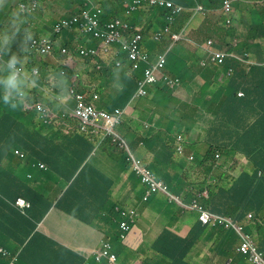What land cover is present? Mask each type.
Instances as JSON below:
<instances>
[{
  "label": "trees",
  "instance_id": "1",
  "mask_svg": "<svg viewBox=\"0 0 264 264\" xmlns=\"http://www.w3.org/2000/svg\"><path fill=\"white\" fill-rule=\"evenodd\" d=\"M91 1L101 7L103 11L101 18L105 23L123 13L127 0ZM173 1L183 5L187 10L200 4L210 11L206 16L208 19L216 18L217 15L226 25L221 12L224 0ZM1 2L0 51L3 53L5 61L11 64L15 57V63L24 65L30 73L35 67L42 69L41 75L34 79L18 78L23 81L19 86V92L8 89L4 82L12 75L9 68L4 66L0 72L2 80L0 85V239L2 237V245L12 253H19L18 264H90L86 251L82 258L70 247H94L102 237L108 238L104 228L118 226L116 212L118 202L113 196L116 180L98 167L99 159L94 157L93 153L95 151L99 155L108 154L111 158L125 164L124 156L118 147L112 144L110 138H105L97 148L101 137L81 133L79 123L75 118L63 119L53 126H45L41 123L34 106L37 103H50L48 96L41 88L49 89L47 83L52 78L63 79L65 87L73 86L79 91H85L80 80L74 77L73 69L66 66L69 65L70 53L76 46L75 39L79 34L74 33L71 40L65 44L68 47L67 55L61 53L59 57L54 55L42 57L38 54H31L28 49L30 38L26 32L16 34L11 29H5V23L12 24L18 21L16 20L18 15L21 16L18 12L19 6L14 5L13 0H1ZM69 7L68 5L61 8L68 9ZM50 13L51 8L38 6V16L35 17L34 25L41 26L44 23V28L49 25L50 28L47 31H51L52 21L47 18ZM166 14L164 9L155 8L143 2L129 18V24L134 28V31L128 32L127 35L141 33L144 37V48L153 58L168 45L167 42L162 44L161 41L155 42L152 39V34L161 31L165 26ZM182 14L177 18L178 27L175 28L176 30L180 29L179 26L182 24L187 23L192 15L189 12ZM58 16L53 15V18L56 19ZM243 26L241 25L239 29ZM258 30L259 26L254 27L253 31L251 27L248 34L245 35L239 51H244L250 46L257 38ZM226 31L229 37H234L237 28H228ZM210 33L212 30L207 32L198 30L193 32L190 37L199 41L197 35L206 39ZM73 39L74 41H72ZM198 54V51L193 48L188 49L184 44L173 47L170 57L188 65V69L185 67V71L180 72L183 78L186 74L190 76L189 69L197 64ZM178 66L180 65L178 64ZM63 70L67 71L64 75L62 74ZM220 71L225 73L222 69ZM214 72H217V69ZM123 77L120 97L128 101L136 92L139 77L128 71ZM244 78V75L239 74L238 78L230 77L229 80L233 81V86H241L244 85ZM86 91L99 96L97 101L99 108L108 109L103 102L104 93L101 87H89ZM20 92L26 93L25 98L16 99ZM150 93L153 94L155 102H163L168 91L165 86L157 85L150 90ZM6 95L11 97L7 104H5ZM117 102L118 98L116 97L113 105H116ZM13 104H16V108H13ZM192 111L191 107L187 112L190 115L186 117L183 113V132L187 130V123L195 124V119L191 115ZM259 117L260 121L257 122L255 129L260 128L254 133L257 140L259 139L258 143L264 147V99L259 106ZM133 124L134 121L127 115L124 123L118 126V131L121 135L126 136L132 131ZM166 132L169 134L170 130L168 129ZM249 133L248 131L247 134ZM161 134L162 131L157 133V135ZM151 138L150 135L148 139ZM236 148L242 150L241 143ZM16 150L27 153L32 162H39V165H43L44 168L37 170L22 165V161L15 155ZM211 152L212 147L209 146L208 153L204 158L202 154L195 156L194 161L181 168L180 174L173 178L168 176L166 181L170 189L174 192H185V185L189 184L187 187L193 186L199 190L207 188L209 194L213 195L212 192L216 186L212 185V180L208 177L210 170L205 167L206 161L212 159ZM30 173L35 176L33 180H29L27 177ZM242 179L245 180V177ZM262 179H264V175ZM56 190H59V193L53 197L52 191ZM20 197L32 204V207L25 213L15 207V202ZM186 201L187 203L191 202L190 200ZM205 206L209 209L211 207L207 201H205ZM166 213L172 217H179L182 213L192 212H187L182 207L175 205H167ZM243 217L244 215L241 214L236 219L241 221ZM258 217L261 221L254 220L251 223L254 230L258 229L263 222V217L259 214ZM201 227L199 228L200 232L194 231L185 237H180L170 230H164L153 248L160 252L164 258L171 260V264H189L186 262V258L195 243L200 240L203 230ZM213 230L220 238L225 237L228 242L229 249H225L224 257L227 259L237 257L238 252L236 253L233 248L238 241L234 235L228 234V231L221 227L213 228ZM245 231L250 233L252 228H247ZM4 261L7 260L0 256V264ZM102 261L101 263L92 261L91 264H118V262H109L106 260V256L102 258ZM245 261V256L239 257L235 264H246Z\"/></svg>",
  "mask_w": 264,
  "mask_h": 264
},
{
  "label": "clouds",
  "instance_id": "2",
  "mask_svg": "<svg viewBox=\"0 0 264 264\" xmlns=\"http://www.w3.org/2000/svg\"><path fill=\"white\" fill-rule=\"evenodd\" d=\"M45 1V3H44ZM241 0H224L221 8V12L223 13V18L225 20L226 25L222 22V20L216 15V18L208 19L206 16L209 14L210 11H207L202 5L197 4L194 8L187 10L183 5L177 3L173 0H142L139 5L136 6L134 10H131V6L134 5V0H127L124 5V11L121 13L119 17L113 18L105 23L102 22L101 16L103 15V11L99 5L93 4L91 0H82V6L81 11L78 14H72V15H65L61 17L59 20H57L54 25L51 28V31L44 30L42 35L32 37L28 41V49L31 54H38L42 57H47L49 55H54L56 57H59V55L62 53L64 55L68 54V47H66V43L71 40V36L74 33H78L79 35L75 39L76 46L71 50L70 53V60L69 65H66L67 67L73 69V75L76 79H78V67L77 65L75 67L74 63L72 62L73 59L81 58L84 59L85 62H89V64L92 66L93 74L88 71V75L91 74L92 78V85L89 87H101L104 98H106V102L108 104L106 110H103L98 107L97 101L99 99V96L97 94H90L88 91H86L89 87H84L85 91H79L73 86H69L67 88V95L69 98L73 101L72 105L69 103H65L62 101H59L61 104L60 110H54L51 107L48 106V103H37L34 108L38 113L39 119L41 123L45 126H53L57 122L68 119V118H75L77 119L80 127L81 133L91 134V135H98L100 136V140L97 143V148L100 146V144L103 142L105 138H110L112 140V144L117 146L119 151H121L122 155L124 156L125 164L122 162L115 160L111 158L108 154L99 155L94 151L93 155L94 157H97L99 159L98 164L101 162V158L109 157L112 160H114L120 167L121 171L125 174H127L128 179L131 181L133 180V177H135L139 184L144 187V193L142 196V202L150 205V203L156 199L157 196L162 195L165 197V201L163 199V207L162 204H160L161 211L166 213V206L167 205H175L177 207H182L187 212L196 213L198 219L200 222V214L195 211L193 207L194 201H198L207 211H211L209 208L205 206V201L209 199V192L207 188L203 190H199L193 186L187 187L189 184L185 185V192H174L170 189L168 182L166 181V178L169 176L167 175L165 178L160 176V162L155 161L153 164H150L148 161H146L144 158H140L135 151L132 148L131 142L129 140L128 135L133 134L135 130V124L137 121L135 118H132L131 115L134 111V104L138 100H143V103H145V99H152L153 100V94L150 93V90L157 85H163L168 91V94L165 96V99L163 102L159 101L157 103L161 104H167L168 101L171 98V94L177 92L179 89L183 88L184 86H189L190 82L197 76V68H199L202 72V78L204 79V85L205 89L202 91V94L207 91L210 84L217 79L218 82L221 84H224L225 81L229 80L230 77H235V75L242 74L244 75V85H234L235 88L239 87V91L233 92V96L236 97H244L245 92V84H247L249 77L245 71H252V74L256 73L257 71H263L264 72V62H258L253 58V51H256L259 49V47L256 46V42L264 38V0H256L255 3L257 6H259L261 9L259 10V14L263 16L261 18V21L258 23H251V17L248 10H244L241 6L237 7V10H235V5L240 2ZM143 2H146L147 4L155 7V8H161L166 11V17H165V26L161 31H156L152 34V39L155 42L161 41L167 42L168 45L162 50L160 53H158L154 58L152 55L144 48V37L141 33L136 32L132 36H128L127 33L134 31V28L129 24V18L132 16L134 12H136L139 7L142 5ZM14 5L19 6L18 12L21 14L20 18L25 19L26 17L30 16V18H34L38 16L37 14H34L37 12L38 6H46L50 5V0H20L14 2ZM230 5V9H226V5ZM0 5H2V2L0 0ZM21 5L26 6V10L24 12L20 11ZM86 9H93L94 12H97L100 10V13L98 15V19L100 22V28H105L107 23L114 22L116 20H120L124 27L120 29V38L117 42L112 43L109 45L106 49L103 47V40L100 38H97L93 33H86L82 32L80 29V26L78 24H73L68 28H64L59 32L55 31L56 25L60 23L63 20H71L74 17H77L81 15L83 10ZM192 13L190 20L182 24L180 29L176 30L175 28L178 27L177 18L182 13ZM182 14V15H183ZM235 15H237L235 17ZM62 16V15H60ZM25 17V18H24ZM199 19V24L195 28H191V24L196 20ZM18 20V19H16ZM250 24V28H253L256 26H259L258 35L257 38L250 44V46L244 50L239 51V47L242 43V41L245 38V35L240 37L238 35L239 33V27L241 25ZM12 24L8 25L10 27ZM36 28V25L31 26V28ZM235 27L237 28V32L235 33L234 37H229L227 35L228 28ZM27 28V25L21 30L20 32H23V29ZM226 29V30H225ZM204 31L207 32L209 30H212V33L208 35V37L205 39L204 37H200L197 35L199 41H196L190 37V35L195 31ZM18 31V32H19ZM19 32V33H20ZM249 32V31H248ZM66 33H69L67 36L68 41L64 42V45L62 47H57L56 42L58 41H65V37H63ZM63 34V35H62ZM248 34V33H247ZM61 35L60 37H57ZM139 37V39L136 41L137 46V57H132V50H133V44L134 41ZM42 38H47L50 40L52 49L47 54H41L38 52H34L30 45L34 40H40ZM74 41V39L72 40ZM71 41V42H72ZM223 41L224 44H221L220 42ZM184 44L189 48H193L195 51H198L199 60L197 64L191 69L190 76L189 74L185 75V78L180 74L181 71H185V67L188 69V65L182 64L180 61H175L170 57V52L172 51L173 47ZM225 47V48H224ZM65 50V52H64ZM59 52V53H56ZM3 63L0 66V72L4 66H7L9 70L11 71L12 75L4 81L10 90H16L19 92V86L23 83L22 80L18 78H25V76H28V80L34 79L35 77H38L41 75V68L35 67L32 69V73H30L27 68L24 65H19L15 63V57L13 58V61L11 64L7 63L5 61V58L3 56V53L0 51ZM178 64L180 66H178ZM192 65V64H191ZM215 69H217V72H214ZM223 69L225 72L219 73V70ZM76 70V72H75ZM128 71L132 75H137L139 77V82L136 88V92L134 93L133 97L130 98L128 101L127 99L120 97V91L121 88L118 90L116 86L114 85L115 79L119 77H123L125 72ZM151 73V78H148L147 72ZM67 71L63 70L62 74L64 75ZM207 73V74H205ZM80 74V73H79ZM212 74L211 78H209V75ZM227 75V76H226ZM189 76V77H188ZM62 81L63 87L66 86L63 79H54L52 78L47 84L49 85V89L41 88L46 95L49 98V92L52 94H55L54 91V83L56 81ZM1 73H0V85H1ZM108 89H111V93L108 94ZM82 95L84 97V102L88 105H92L97 112L101 113H107L109 115L114 116L116 120V124L114 127L115 133L125 142V146H121L120 139H116L114 135L108 134L106 129L104 128L105 120L103 117H99L95 121L96 126L87 125L86 129H83V122L82 120L75 115V109L77 107V100L76 96ZM26 93L20 92L18 94V97L16 99H23L25 98ZM118 98V102L116 105H113V101L115 98ZM10 95L5 96V104H7L10 100ZM103 98V102H104ZM124 102L123 104H120L121 102ZM154 101V100H153ZM155 102V101H154ZM190 101L184 100L178 107L177 110H186V106H189ZM21 106L22 103H21ZM20 106V107H21ZM38 106H41L43 109L47 110V113L52 116L51 117H44L42 114V111L38 109ZM111 106V108H109ZM144 106V105H143ZM13 108H16V104H13ZM113 109V110H112ZM112 110V111H110ZM129 116L131 120L134 121V124L132 125V131H130L126 136H123L118 131V126L122 125L125 121V117ZM181 122H180V128L176 129L177 124L175 122H170L167 126V128L162 131L161 135H164L165 138L170 139L171 143V152L174 153L176 156V163L177 167L175 168L176 174L173 176L181 173V168L186 165V163L182 162V158L185 157V142L183 137V113L181 114ZM102 119L103 122L99 123L98 120ZM146 120V119H144ZM144 128L146 130L150 129H157L158 123L156 121H146L142 123ZM256 126V125H255ZM255 128V127H254ZM170 130V133L167 134V130ZM161 130H157V133H159ZM177 132V133H176ZM156 133V135H157ZM151 135L153 137V131L148 133V135L140 134L138 137L136 135L133 137L134 143L138 144L140 146H143L148 142V137ZM141 138V140H139ZM147 139V140H146ZM147 145V144H146ZM210 145H208L209 148ZM212 147V146H211ZM217 150L216 148L212 147L211 156L212 159H218L220 155L215 154L214 151ZM21 151V150H20ZM19 150L15 151V155L22 161V165H26L28 167H31L33 169L40 170V168H44V166H40L39 162L35 163L32 162L30 157L27 155V153L20 152ZM121 155V156H122ZM174 156L171 154L170 158L167 157V161L171 162L169 165V168L172 166ZM212 159H209L212 160ZM193 160V157H190V161ZM259 162H263L264 158L261 160H258ZM97 164V165H98ZM256 164L257 161H256ZM259 165V164H258ZM99 167V166H98ZM212 167V166H211ZM208 168V167H207ZM104 173L111 176L116 180V184L118 179H116L112 174L106 172L103 168H101ZM258 170H263L260 166L257 168ZM214 168L212 167V171L209 172V179L211 178L212 183H214V180L216 179L215 175L212 176ZM227 174L223 173L222 181H227ZM29 180H33L35 178L34 174L30 173L27 175ZM170 177V176H169ZM170 177V178H173ZM245 177L246 179L254 180V176L249 175H241L238 178L242 179ZM116 184L113 189V196H114V190L116 187ZM201 194V196H199ZM116 199V197L114 196ZM190 198V199H189ZM22 199L24 200L29 206L21 207L17 204L18 200ZM186 200H190V203H187ZM118 202V207L116 208V212L118 215V226L116 228H104V232L107 235L108 238L102 237L101 240L99 239L98 244L94 247H70V249L75 252L80 257L84 258V251H86V255L90 259V264L92 261L94 263H101L103 262L101 260H97V256H102L106 246H109L108 251L109 253H112L116 256V261H110L108 257H106V260L112 263L118 262L117 254L114 251L113 246V235L115 233V230H117V233L115 235L116 239L119 240H126L135 227L136 223L139 221L140 215L137 210V208L129 205H123L121 202ZM15 207L19 209L22 213H25L28 211L32 204L28 200H26L23 197H20L15 202ZM134 211L135 212V219L132 221L130 217V213ZM211 213V212H210ZM185 213H182L183 215ZM168 215V214H167ZM180 215V216H181ZM170 216V215H168ZM179 216V217H180ZM248 216H251L249 214ZM172 217V216H170ZM178 218V217H173ZM236 219V217H234ZM238 220V219H236ZM203 223V222H202ZM204 224V223H203ZM210 224H204V226L208 227ZM252 242L254 241L253 238H251ZM242 239H240V244L238 247V252L247 257L250 262L254 263L250 260V257L248 255H244L241 251H239L240 245H241ZM2 237L0 239V249L2 250L0 252V256L3 259H6L7 261H4L2 264H12V262H15L18 264L19 259V253H12L8 250L4 245H2ZM253 245L257 249V251L262 255L264 258V253L260 252L256 243L253 242Z\"/></svg>",
  "mask_w": 264,
  "mask_h": 264
},
{
  "label": "crops",
  "instance_id": "3",
  "mask_svg": "<svg viewBox=\"0 0 264 264\" xmlns=\"http://www.w3.org/2000/svg\"><path fill=\"white\" fill-rule=\"evenodd\" d=\"M78 1L50 0L53 10L47 18L52 21L51 28L57 20L66 15L65 11L67 9L61 7L75 5ZM255 1L241 0L235 5V10L241 6L244 10L249 11L251 23H258L263 17L259 14L261 8L256 5ZM50 5L45 7L50 8ZM53 15L62 16L54 19ZM17 19L18 21L12 23L9 28L8 25L10 24L5 23V29L21 30L25 26V19H21L19 15ZM198 24L199 19H196L191 24V28L197 27ZM250 26V24H246L241 27L238 35L240 37L246 35ZM36 30L43 32L45 30L44 23L41 26L37 25ZM68 35L69 33H66L63 36L66 38L65 41H57L56 46L62 47L64 42L68 41ZM256 46L259 49L253 51V58L258 62H264V38L259 39ZM77 67L80 74L76 70L75 72L80 82L85 87L91 86L93 81L91 74L84 76L81 74L83 70L87 73L90 71L93 74L92 66L89 64L88 68H85L84 65ZM245 72L249 80L245 84L244 97H234L233 92L237 93L239 87L235 88L233 81L230 80L221 84L217 80L219 76L202 94L205 89V82L201 70L197 68V76L190 82L189 86H184L177 92L172 93L167 104L154 102L151 98L145 99V103H143V100L136 101L134 104L135 112L131 115L137 121L133 134L138 137L140 134L148 135L153 131V137L146 142L147 145L143 146L134 143L133 134L128 135V137L133 150L140 158H144L150 164L155 161L160 162L161 172L159 174L161 177L165 178L167 175L173 177L176 174L174 169L178 167L176 156L170 150V139L165 138L164 135L158 136L156 133L157 130L164 131L170 122H175L177 124L176 129H179L181 114L184 113V117L190 115L187 112L192 107L191 115L195 119V124L190 125L187 123V130L182 133L185 142V157L181 160L188 165L191 162L190 157L194 159L195 156L202 154L204 158L208 153V145L217 149L214 151V156L218 154L220 157L210 161L207 160L205 163L208 170L212 171V167L214 168L212 176L215 175L216 177L214 183H212L213 186H216L213 189V195H209L207 200L211 205L210 212L218 218L235 222L237 227L242 228L241 233L244 236L253 238L254 243L258 242L256 245L259 251L264 253V223L255 230L251 225L254 220L261 221L258 214L263 217L264 221V179H262L264 161L262 163L258 161L264 158V147L258 143L259 139L257 140L254 133L260 128L255 129L254 127L260 121L259 106L264 99V72L257 71L254 74H252V71ZM219 73H221L220 70ZM25 78H28V76H25ZM235 78H238V75H235ZM121 83L122 77L118 76L114 81V85L118 90L121 88ZM67 88L63 87L62 81H56L52 90L55 94L49 92L50 103L48 106L54 110H60L61 104L59 101L72 105L73 101L67 95ZM184 100L190 101L189 106H186L184 111L177 110ZM104 103L105 106L110 104H107L106 98H104ZM123 103L122 101L120 104ZM146 121H156L158 128L146 130L142 124ZM250 129L252 130L250 131ZM248 131L249 134H247ZM239 143H241L242 150L236 148ZM171 154L174 159L172 158L173 163L169 168L170 162L167 161V157L170 158ZM102 161L109 165L112 175L118 179L114 190L116 199L123 205L137 208L140 215L139 221L126 240L116 239L117 230H115L112 242L118 257V264H171V260L164 258L160 252L153 248L163 231L170 230L180 237H185L194 231L196 233L200 232V226L203 229L200 240L192 247L186 262L189 264H235L236 259L243 257L238 252L239 239H242V236L235 228L227 227L228 222L221 224L216 221L206 227L199 221L196 213H185L178 218L170 217L161 211L160 204H162L163 199L165 201V197L162 195L157 196L150 205H146L141 209L144 187L139 184L135 177L132 181L128 179L127 174L121 171V167L114 160L111 161L109 157L101 158V162L98 164L100 168H102ZM256 161L259 165L256 164ZM258 166L263 170H258ZM223 173L228 175L227 181L221 180ZM244 174L254 176L255 179L246 181L249 179L238 178ZM241 214L244 215L241 221L234 219V217ZM249 214L251 216H248ZM220 227L228 231V234H233L236 241H238L233 248L236 253L238 252L237 257H230L229 259L224 257L225 249H229L227 247L228 242L225 237L220 238L213 230V228ZM247 228H252V231L247 233L245 231ZM245 259L246 264H253L247 257Z\"/></svg>",
  "mask_w": 264,
  "mask_h": 264
},
{
  "label": "built area",
  "instance_id": "4",
  "mask_svg": "<svg viewBox=\"0 0 264 264\" xmlns=\"http://www.w3.org/2000/svg\"><path fill=\"white\" fill-rule=\"evenodd\" d=\"M142 0H134V5L131 6V10H134L137 5L141 3ZM226 9H230V5H226ZM26 10L25 5H21L20 11L24 12ZM100 13V10L97 12H94L93 9H86L83 10L81 15L74 17L71 20H63L60 23L56 25L55 31L59 32L64 28H68L73 24H78L80 26V29L82 32L86 33H93L97 38H100L103 40V47L106 49L109 45H111L114 42H117L120 38V29L124 27L123 23L120 20H116L114 22L107 23L105 28H100V22L98 19V15ZM139 39V37L134 41L133 44V50H132V57H137V46L136 41ZM31 49L34 52H38L41 54H47L51 51L52 46L50 43V40L47 38H42L40 40H34L31 45ZM65 52V50H64ZM3 63V59L0 53V66ZM148 78H151V73L147 72ZM77 100V107L75 109V115L79 117L83 122V129H86L87 125H95V121L99 117H103L105 120L104 128L108 132V134L114 135L116 139H120L121 146H125V142L115 133L114 127L116 124V120L114 116L109 115L107 113H101L97 112L95 108L92 105H88L84 102V97L82 95L76 96ZM38 109L42 111V114L44 117H51L47 110L43 109L41 106H38ZM201 196V194L199 195ZM17 204L21 207L29 206L24 200L19 199ZM195 211H197L200 214V220L204 224H213L216 221L221 224H225V222H228L226 224L227 227H233L235 228L242 236V242L239 248V251H241L244 255H248L250 257V260L253 261L256 264H264V258L262 255L257 251L255 246L253 245V242L251 238L248 236H244L241 233L242 228L237 227L236 223L233 221H228L223 218H218L217 216L213 215L209 211H207L198 201H194L193 207ZM130 217L132 221L135 219V212L132 211L130 213ZM109 246H106L105 251L103 255L97 256V260H101L104 256L108 257L110 261H116V256L112 253H109L108 251ZM2 250L0 249V252ZM12 264H16L15 262H12Z\"/></svg>",
  "mask_w": 264,
  "mask_h": 264
},
{
  "label": "rangeland",
  "instance_id": "5",
  "mask_svg": "<svg viewBox=\"0 0 264 264\" xmlns=\"http://www.w3.org/2000/svg\"><path fill=\"white\" fill-rule=\"evenodd\" d=\"M16 1L18 2V1H20V0H14V2H16ZM44 3H45V1H44ZM57 5H58V3H57ZM81 6H82V0H79L75 5L70 6V7L65 11V14H67V15H69V14H70V15H72V14H78V13L81 11ZM50 8H51V11H52V10H53V5H50ZM189 13H190V11H189ZM34 14H37V12L34 13ZM36 17H37V16H36ZM24 18H25V17H24ZM34 21H36L35 17H34V18H30V16H28V17L25 18V24L27 25V28H24L23 31L26 32V33L29 35V38L36 37V36H39V35L44 34L43 32H39L38 30H36L35 27H34V29L31 28V26L34 25ZM49 28H50V26L48 25V26L45 27V30H48ZM10 29H11L12 31H14V29H12V28H10ZM15 32H16V34L18 33V31H15ZM15 32H13V33L15 34ZM220 43H221V44H224V46H225V43H223V41H221ZM224 48H225V47H224ZM72 62L74 63V66H72V67H75L76 65L79 66V67H81L82 65H84L85 68H88V65H89V64H88L89 62H84V59H81V58L73 59ZM86 74H87V71H84V70H83L81 75L84 76V75H86ZM111 91H112L111 89H108V94H110ZM98 122H99V123H102L103 120H102V119H99ZM184 144H185V143H184ZM170 164H171V162H170ZM170 164H169V165H170ZM102 168H103L106 172L112 174L111 171H110L109 165L106 164L104 161H102ZM58 193H59V190L52 191V195H53V197H55L56 194H58ZM146 205H147V204L141 203L140 208L143 209ZM162 207H163V203H162ZM262 223H264V221H263ZM256 243H258V242H256Z\"/></svg>",
  "mask_w": 264,
  "mask_h": 264
},
{
  "label": "bare ground",
  "instance_id": "6",
  "mask_svg": "<svg viewBox=\"0 0 264 264\" xmlns=\"http://www.w3.org/2000/svg\"><path fill=\"white\" fill-rule=\"evenodd\" d=\"M137 132V131H136ZM135 135L133 134V137H134Z\"/></svg>",
  "mask_w": 264,
  "mask_h": 264
}]
</instances>
